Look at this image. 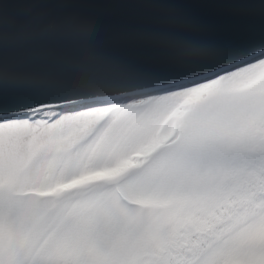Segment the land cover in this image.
<instances>
[{
    "label": "snow or ice",
    "instance_id": "snow-or-ice-1",
    "mask_svg": "<svg viewBox=\"0 0 264 264\" xmlns=\"http://www.w3.org/2000/svg\"><path fill=\"white\" fill-rule=\"evenodd\" d=\"M187 65L0 52V264H264V44Z\"/></svg>",
    "mask_w": 264,
    "mask_h": 264
},
{
    "label": "water",
    "instance_id": "water-1",
    "mask_svg": "<svg viewBox=\"0 0 264 264\" xmlns=\"http://www.w3.org/2000/svg\"><path fill=\"white\" fill-rule=\"evenodd\" d=\"M11 71L78 75L93 58L159 69L219 62L264 44L259 5L239 0H0ZM255 9V11H250ZM208 49L195 55L190 48Z\"/></svg>",
    "mask_w": 264,
    "mask_h": 264
}]
</instances>
